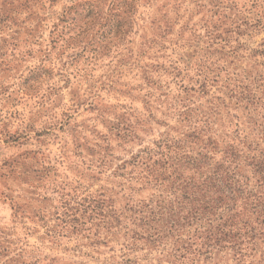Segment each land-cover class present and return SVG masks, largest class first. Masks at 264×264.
I'll return each mask as SVG.
<instances>
[{
    "label": "rangeland",
    "instance_id": "rangeland-1",
    "mask_svg": "<svg viewBox=\"0 0 264 264\" xmlns=\"http://www.w3.org/2000/svg\"><path fill=\"white\" fill-rule=\"evenodd\" d=\"M102 1L106 8L112 2ZM87 2L95 0H0V264H172L170 254L181 243L168 238L154 248L131 231L130 205L159 202L168 193L144 183L129 163L186 131L170 105L177 103L179 85L198 86L200 77L187 65L202 56L225 58L216 47L207 54L205 44L195 40L183 46L176 32L191 39L194 31L204 35L205 23L211 29L224 22L228 29L229 19L264 20V0H138L135 26L126 38L112 39V23L103 28L82 21L80 46L66 48L63 38L73 31L61 22L63 14ZM163 19L179 23L173 39L165 49L143 50L153 37L152 22ZM240 40L247 51L225 63L230 72L253 78L252 66L264 63V29ZM177 62L180 74L171 68ZM158 63L169 71L155 67L150 76L160 80L168 98L148 84L142 70ZM208 93L190 97L193 106L207 111L212 97L235 105L220 82L211 83ZM123 114L148 122L139 126L146 131H139V140L126 145L113 128ZM231 114L264 149V131L253 126L247 111ZM225 130H233L229 122ZM188 236L184 231L182 237ZM205 263L231 264V256L194 262Z\"/></svg>",
    "mask_w": 264,
    "mask_h": 264
},
{
    "label": "trees",
    "instance_id": "trees-1",
    "mask_svg": "<svg viewBox=\"0 0 264 264\" xmlns=\"http://www.w3.org/2000/svg\"><path fill=\"white\" fill-rule=\"evenodd\" d=\"M137 1L112 0L106 8V2L95 0L68 8L61 22L68 24L67 28L73 31V35L63 38L65 47L80 46L82 21L93 26L99 23L103 28L105 24L112 23L109 25L112 39L126 38L135 26ZM215 13L219 14V11ZM221 16L228 19L226 14ZM228 21V29L223 28L224 22L222 25L212 24L211 29L205 23L204 35L194 31L191 39H183L182 31L176 32L178 22L165 19L158 24L152 22L153 37L147 38L142 49L155 46L165 49L166 42H170L176 32V36L183 40V46H192V40H195L205 44L204 52L207 54L216 47L215 50L225 58L237 59L241 57V51H247L240 37L246 32L264 29V20L245 17ZM235 35L238 37L234 38ZM82 49L86 50L85 47ZM225 58L215 60L202 56L192 66L187 65L200 77L198 86L179 85L181 92L177 103L170 105L186 126V131L178 134L172 127L176 136L146 148L129 163L140 170L144 183L153 184L168 193L159 202L151 198L130 205L129 218L134 227L131 231L134 237L145 240L154 248L163 245L168 238L181 243L170 254L172 264H194L201 256L213 262L221 253L231 256V264H264V149L255 138L245 135L241 128L245 122L231 114L234 110L244 109L253 126L264 131V63L252 66L256 72L252 78L245 71L230 72ZM174 64L175 67L171 65L172 70L180 74L178 62ZM155 67L169 71L162 64H149L142 69L145 79L168 98L169 93L162 92L160 80L154 81L150 76ZM260 67L263 70H259ZM219 82L235 100V105L232 107L222 98L212 97L207 102V111L195 108L190 97L194 94L209 95L208 86ZM148 96L154 95L150 93ZM127 117V114L119 116L120 122L113 127L116 137L124 145L139 140V131L146 132L140 125L148 127L146 120L141 121L135 116L136 121L132 122L134 115ZM227 122L233 130H225ZM216 125L220 126L221 134L215 130ZM261 135L264 138V133ZM114 220L118 221V218L114 217ZM184 231L189 234L186 239L182 237Z\"/></svg>",
    "mask_w": 264,
    "mask_h": 264
}]
</instances>
